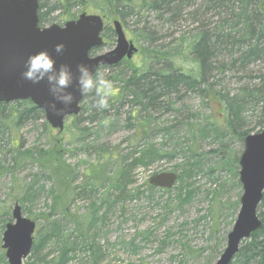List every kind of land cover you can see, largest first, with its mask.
Wrapping results in <instances>:
<instances>
[{
	"label": "rangeland",
	"instance_id": "obj_1",
	"mask_svg": "<svg viewBox=\"0 0 264 264\" xmlns=\"http://www.w3.org/2000/svg\"><path fill=\"white\" fill-rule=\"evenodd\" d=\"M38 1L39 13L45 18L43 26H63L82 13L104 16L91 0ZM206 1L191 0L190 6L185 5L182 11L177 7L178 13H173L182 0H170L164 18L152 10L128 12L123 17L105 15V45L94 51L104 53L116 45L113 22L120 20L127 40L133 41L138 51L131 59L103 68L115 82L118 96L122 91L120 80L133 70H139V75L146 69L144 48L164 52L175 48L183 34L207 29L216 53L201 84L205 93L180 85L149 112L137 111L128 95L122 101H113V97L107 110L90 111L91 96H85L80 113L67 118L62 131L49 125L44 112L23 118L20 123L0 117V264H9L2 236L6 224L14 221L11 212L15 203L25 217L36 222L33 246L23 264H56L66 249L73 251L65 264L216 263L226 247L243 194L239 160L244 140L230 128L228 101L232 104V98L245 97L235 121L237 132L249 135L262 131L264 57L242 60L249 48L246 43H236L232 48L226 46V40L223 46L218 45L221 41L216 36L222 35H215L217 28L227 35L236 23L233 35L239 38L240 7L235 3L232 13L228 7L217 11ZM252 10L254 5L249 8ZM260 24H264V16L257 26ZM260 46H264L263 40ZM177 57H173L174 63ZM191 58L179 63L191 68ZM162 65V61L153 63L152 68L157 70ZM16 102L23 101L4 104L6 113L23 112L24 104ZM147 113L149 126L143 135L136 118L142 120ZM138 133L139 149L153 147L160 150V156L133 169L131 182L122 193L115 179L133 162L131 142ZM95 145L115 152V157L98 160ZM51 148L60 158L57 161L54 157V165H43L37 152ZM28 150L32 155L23 154ZM52 168H63L65 178L58 180ZM104 171L105 180L93 177L99 178ZM167 171L181 174L182 181L177 180L170 189L149 187L148 179L153 174ZM258 214L264 219V205L258 207ZM88 244L99 248L97 259Z\"/></svg>",
	"mask_w": 264,
	"mask_h": 264
},
{
	"label": "water",
	"instance_id": "obj_2",
	"mask_svg": "<svg viewBox=\"0 0 264 264\" xmlns=\"http://www.w3.org/2000/svg\"><path fill=\"white\" fill-rule=\"evenodd\" d=\"M38 10V0H0V103L31 100L45 112L46 121L51 127L62 131L65 119L80 113L83 96L74 82L68 89L75 96L73 104L65 110L62 118L53 115L46 107L54 99L48 91L47 82L34 85L21 77L27 56L47 49L56 59L57 67L69 64L75 72L80 62L87 63L93 70L97 66H115L124 58L130 59L138 49L132 41L127 40L122 24L115 20V47L90 55L93 48L99 49L104 43L102 16L82 13L78 19L68 21L63 26L52 24L40 27ZM61 42L65 50L62 55H57L54 46ZM57 107L64 105L57 102ZM239 165L243 187L241 206L227 235L226 247L215 264H231L241 244L262 227L258 207L264 196V126L261 132L246 136ZM176 180L177 174L172 171L153 174L148 179L150 185L163 189L173 187ZM12 218L14 221L7 223L3 233L2 247L6 249L9 264H23L32 249L36 223L22 214L18 203L12 210Z\"/></svg>",
	"mask_w": 264,
	"mask_h": 264
},
{
	"label": "trees",
	"instance_id": "obj_3",
	"mask_svg": "<svg viewBox=\"0 0 264 264\" xmlns=\"http://www.w3.org/2000/svg\"><path fill=\"white\" fill-rule=\"evenodd\" d=\"M88 1V0H83ZM93 1L97 9L104 13V17H109V14H120L122 17L124 13H144L145 11L152 10L158 13L159 17H165V12L170 5V0H91ZM264 0H207L206 2L210 4L209 8H213L217 11L223 10V8L228 7L230 12L234 10V5L237 3L240 7L238 10L237 15L239 20L242 23L241 29L242 32L240 33L239 38L237 39L236 36L233 35V31H236L237 24L234 23L231 26V30L227 35H223L220 33L222 31L221 28H217V33L215 35H222L217 41L218 45L223 46L224 41L228 40L229 43L226 46L230 45L232 48L236 45H244V43L249 45L247 51L244 52L242 55V60L249 61L250 59H260L264 57V46L259 47V42L261 40L264 41V24L258 25L257 22L261 16H264V7L263 2ZM185 5L190 6L191 0H182V3H179L174 7L173 13L177 12V7H184ZM254 5L255 10L252 12L249 11V8ZM186 6V7H187ZM179 9V13H180ZM182 11V9H181ZM39 16V24L43 26L45 22L44 16ZM168 18H166L167 20ZM223 28V27H222ZM220 30V31H219ZM212 34L209 33L207 29H201L199 32L191 33L188 35L183 34L177 43V46L174 48H169L167 51H159V50H149L148 48H144L147 58V67L144 71L141 70V73L138 74V71H132L131 75L126 77L125 79L120 80L122 83L121 90L119 91L120 94L118 96H114L113 101H122L125 99V96L128 95L130 98V102L134 104V106L138 107L137 111L141 112H149V109L156 108L159 104V100L161 98H165L170 96L180 85L188 86L191 89L198 90L200 93H205L204 88H201V84L205 80V75L209 71L210 68V61L212 56L216 53V44L212 43ZM216 41V42H217ZM215 42V43H216ZM240 43V44H239ZM247 45V46H248ZM94 53V52H92ZM149 55V57L147 56ZM178 55L176 58L177 62L174 63L173 57ZM191 55V68H183V66L179 63L181 60L187 61V59ZM163 62L161 68H157L153 70L152 64L153 63H161ZM103 69L104 67H100ZM85 97V96H83ZM232 104H230V100L228 101L229 105V116L231 117L230 128L232 132H235L239 135L241 140H244L247 132H237L236 130V120L239 118L241 110L243 109V102L245 103V97L242 99L232 98ZM112 100L110 102H113ZM224 101H227L224 98ZM19 104H24L23 112L21 113H14L12 110L8 113L5 111V105L0 103V117L4 118V120H9L11 122L16 121V123H20L23 118L27 117H34L39 113H43L42 110L38 109L31 101H23V102H16ZM225 109L228 106L225 103ZM16 109V108H15ZM136 118V115H132ZM92 120V119H91ZM137 122L140 123L139 128L143 135L147 132L149 126V117L148 113L147 116L144 118H136ZM141 135L138 133L135 136V140L131 142V146H133V150L131 154L134 156L133 162L129 164L126 168L120 170V177L119 179L116 178L117 188H119L122 193L127 190V185L131 182V173L132 170L137 168L138 166H145L148 165L153 161L154 158H157L159 155L160 150L154 149L151 147L147 149L140 150V143H136L137 138H140ZM93 150L98 154V160H106L113 159L115 157V152H109L106 148L100 145L93 146ZM19 152V151H17ZM24 155H32L30 151L23 152ZM168 155V153H167ZM57 156V161L60 156L57 155V152L51 148L47 151H38L37 152V159L42 162L43 165H54L57 161L55 158ZM110 160L106 161L109 163ZM61 163V162H60ZM121 167H123V161L119 162ZM192 173V169L189 170ZM51 172L59 178H65V172L63 168H58L54 171V168L51 169ZM62 172V173H60ZM104 175L100 176L99 178L96 175L93 177L97 180H105L107 178V174L105 171L103 172ZM178 180H181V174H178ZM149 184V183H148ZM150 188H153L149 184ZM264 205V196L260 206ZM68 213V212H67ZM262 227L254 232L251 237L250 241L243 246L240 247L239 253L235 257V262L233 261L231 264H264V219H262ZM54 235V233H52ZM50 237L52 235L50 234ZM246 241V240H245ZM48 240L46 241V243ZM71 249V248H70ZM88 250H90L94 256V258H98L97 254L99 253V248H94L92 245L88 244ZM73 250H63L60 254V258L58 263L56 264H65L69 258V253Z\"/></svg>",
	"mask_w": 264,
	"mask_h": 264
},
{
	"label": "clouds",
	"instance_id": "obj_4",
	"mask_svg": "<svg viewBox=\"0 0 264 264\" xmlns=\"http://www.w3.org/2000/svg\"><path fill=\"white\" fill-rule=\"evenodd\" d=\"M64 50L65 45L62 42L54 46L57 55H62ZM21 77L34 85L42 81L47 82L48 91L54 98L47 103V110L61 118L75 100L73 92L68 90L74 82L81 96H91L88 105L90 111L109 109L110 101L116 92L115 82L109 78L107 69L97 66L93 70V67L84 62L76 65L75 72L69 64H60L57 67L56 59L47 49L27 56ZM57 102L62 103L64 107L58 108ZM75 102L78 104L77 100Z\"/></svg>",
	"mask_w": 264,
	"mask_h": 264
}]
</instances>
